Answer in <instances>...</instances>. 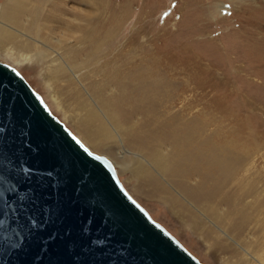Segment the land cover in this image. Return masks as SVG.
I'll return each mask as SVG.
<instances>
[{
	"label": "bare ground",
	"instance_id": "1",
	"mask_svg": "<svg viewBox=\"0 0 264 264\" xmlns=\"http://www.w3.org/2000/svg\"><path fill=\"white\" fill-rule=\"evenodd\" d=\"M42 1L49 7L46 11ZM67 2L84 5L90 0H4L0 4V22L42 43L53 33L51 22L63 25L66 29L61 31L63 55L68 67L57 63L52 68L53 64L48 62L49 66L40 71L53 83L61 78L63 87L56 89L63 90L65 98L76 97V111L72 112L77 118L75 128L83 139L95 150L111 156L119 145L129 148L136 156L124 164L138 179H143V193L164 204L191 233L202 234L211 254L217 257L218 251L228 252L242 258L230 242L200 220L195 210L258 264H264V239L260 237L264 217L252 223V211L260 213L264 197L257 198L261 193L258 181L241 174L245 161L264 145V133H258L256 121L235 112L228 102L233 94L227 88L228 80L225 78L226 82L220 86L218 75L208 68L251 66L257 59L261 62L259 66H264V49L244 48L239 42L219 47L215 40L207 39L205 45L212 46L214 51L204 54L182 40L177 45L146 52L137 41V32H131V27L126 32V26L119 44L104 53L107 57L100 62L101 67L97 63L84 67L83 60L78 62V45L86 43L95 55L127 20L131 3L126 0L116 12L106 4L102 6L105 15L86 25L81 8H67ZM244 7L247 12L251 8L257 21L264 19L260 7L253 9L249 4ZM258 27L264 31L263 26ZM13 39L14 34L0 26V50L7 43H14L7 56L27 61L35 51L33 55L39 61L47 59L48 53L40 46ZM69 39L74 41L70 47ZM231 53L236 55L228 58ZM208 88L217 93L212 96ZM237 96L245 101L243 93ZM238 102L239 106L251 108ZM248 197L254 200L251 202ZM218 223L224 224L227 231L218 227ZM249 232L253 235L251 239L247 238Z\"/></svg>",
	"mask_w": 264,
	"mask_h": 264
},
{
	"label": "water",
	"instance_id": "2",
	"mask_svg": "<svg viewBox=\"0 0 264 264\" xmlns=\"http://www.w3.org/2000/svg\"><path fill=\"white\" fill-rule=\"evenodd\" d=\"M0 264L205 263L0 61Z\"/></svg>",
	"mask_w": 264,
	"mask_h": 264
},
{
	"label": "rangeland",
	"instance_id": "3",
	"mask_svg": "<svg viewBox=\"0 0 264 264\" xmlns=\"http://www.w3.org/2000/svg\"><path fill=\"white\" fill-rule=\"evenodd\" d=\"M3 1L4 0H0V4ZM97 1L100 4L96 3L95 1L93 2L92 0H90V2L87 4L85 3L84 5H79L75 2H67L66 7L81 8V11L83 12V21H85L84 23L86 25H89L91 22L105 15V13L102 11V6L109 4L110 8L116 12V10L121 8L126 2V0ZM128 1H130L131 4L129 5L128 15L126 18L127 20L124 21L123 25L108 41L104 42L100 46L97 52H95V55L94 53L91 54L92 49L87 48L86 43H80V45H78V51L80 53V59H78V62L83 60V62L86 63L83 65L84 67H91L94 63H97L98 66L101 67L100 62H102L104 57H107L104 53H106L109 48L115 47L117 44H119L121 38L126 34L124 33L125 30L123 29L126 26H128L126 32L129 31L130 27L131 32H137V41L143 46V49L146 52L152 51L153 49L162 46L165 47L169 45H177L180 43L179 40H182L188 43L194 50H198L204 54L206 51H214L211 50L212 46H208V48L205 45V40L207 39V41L210 42L211 40H215V43L219 47L224 44L226 45L227 43L239 42L244 48L258 46L259 48L264 49V31H260V29H258V26L264 27V19L260 18V20L258 19L257 21V18L252 12L251 8H247V10L249 9L248 12L246 10L243 11L244 8L246 9V7H244L246 4L252 5L254 7H252L253 9L260 7L264 10V0ZM42 7L44 11L49 8L43 1ZM42 22L43 21H41V23ZM0 26L6 28L9 33L14 34V42H20L19 40H28L34 46H40L48 53L46 57L47 61L45 60V62L44 60L39 61L37 55H33L35 51H32L29 54L30 58L27 61H16L6 55L8 48L14 44L7 43L4 46V50H0V61L11 65L16 70H18V72H20V74L26 79L30 86L41 96L48 109L51 110V113L54 114L61 122H63V124L69 130H71L73 134L79 137V139L85 145H87L92 151L106 156L113 163L118 178L121 180L123 186L131 194V196L149 212L152 218L160 222L191 253H193L200 261L205 264H258L248 252L244 251L238 245H235L228 237H226L223 232H221L210 221L203 217V215H200V213L195 210L193 205H191L186 200H184V202L188 206L191 205L190 207L195 210L200 220L205 222L206 225L213 227L221 238H224V240L230 242L235 247L239 254L242 255L241 259H239L237 256L230 255L228 252L222 253L218 251L217 257L214 256L210 253V249H207L206 244L203 243L202 234L191 233L189 227L183 225L177 216L170 214L164 204L146 196L143 193L144 185L141 182L143 179H138L132 174L133 171L130 168H127L125 165L126 163L132 161V158L136 156L129 148L119 145L115 149V155L111 156L109 154L95 150L87 141L83 139L78 130L75 128L77 118L72 112L76 111V97L74 96L71 100L65 98L62 94L63 90L56 89L58 87H63L64 82L61 80V78L57 79L53 83L45 78L43 71H40V68L44 69L46 66H49L48 62L53 64L50 66L52 68L56 67L57 63L68 67L66 58L63 55L64 37L62 36L61 31L63 32L64 30V32H66V29L63 25H61L59 22L50 23L53 33L49 34L47 40H44L46 44L40 42L39 39L26 34V32L23 33L20 30L17 31L8 25H4L2 22H0ZM257 31L260 33H256ZM67 43L70 47L74 41L69 39ZM12 53L15 54V52ZM235 55L236 54L231 53L228 58H233ZM257 61H253L251 66H221L208 68L213 70V72L218 75L220 80L218 84L220 86H223L222 84L226 82L225 78L228 80L229 85L227 88L233 92V94H231L232 96L229 95L228 102L231 103L232 107L234 106L235 112L248 117L249 120L256 121L258 133H264V66H259L261 62H259L258 59ZM73 80L78 85L77 79L73 77ZM212 89L213 88H208L209 94L213 96L217 93V90ZM238 93L244 94L243 97H246L245 101L241 97L239 98L240 95L237 96ZM233 95H235V97ZM238 101H241L243 104L244 102L247 103L251 106V108H247L246 106L242 105L239 106ZM262 139L264 141V137H262ZM241 174L248 176V180L253 179L258 181L257 184L261 193L258 192L260 194L257 195L259 196L257 198L263 199L264 145L259 148V150L254 153L250 159L245 161V165ZM162 182L165 184L164 181ZM166 185L173 193L176 195L178 194L170 187V185L168 186L167 183ZM137 189H139L140 192H138ZM181 199L183 198L181 197ZM247 200L253 201L254 199L248 197ZM263 206L264 204L262 205V210L260 213H255L252 211L255 217H253L252 223L255 221V219L258 218L257 220H260L262 216L264 217ZM252 223L248 226L249 228L252 227ZM217 226L221 227L224 231H227L224 224L218 223ZM263 232L264 230L260 234V237H263L262 239H264V236H262L264 235ZM247 234V238L253 237L251 232Z\"/></svg>",
	"mask_w": 264,
	"mask_h": 264
},
{
	"label": "snow or ice",
	"instance_id": "4",
	"mask_svg": "<svg viewBox=\"0 0 264 264\" xmlns=\"http://www.w3.org/2000/svg\"><path fill=\"white\" fill-rule=\"evenodd\" d=\"M100 242H101V241H100L99 238H97V239L91 241L92 244H97V243H100Z\"/></svg>",
	"mask_w": 264,
	"mask_h": 264
}]
</instances>
